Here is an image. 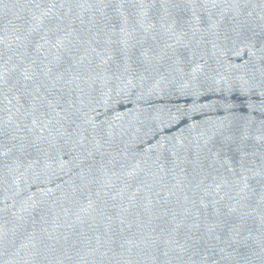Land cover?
<instances>
[{
    "label": "water",
    "instance_id": "95a60500",
    "mask_svg": "<svg viewBox=\"0 0 264 264\" xmlns=\"http://www.w3.org/2000/svg\"><path fill=\"white\" fill-rule=\"evenodd\" d=\"M0 264H264V0H0Z\"/></svg>",
    "mask_w": 264,
    "mask_h": 264
}]
</instances>
